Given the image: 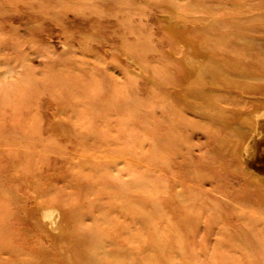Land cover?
Segmentation results:
<instances>
[{"label":"rangeland","instance_id":"obj_1","mask_svg":"<svg viewBox=\"0 0 264 264\" xmlns=\"http://www.w3.org/2000/svg\"><path fill=\"white\" fill-rule=\"evenodd\" d=\"M211 2L264 23V0ZM206 4L0 0V264H264L252 135L233 150L253 116L217 113L245 96L185 75Z\"/></svg>","mask_w":264,"mask_h":264},{"label":"bare ground","instance_id":"obj_2","mask_svg":"<svg viewBox=\"0 0 264 264\" xmlns=\"http://www.w3.org/2000/svg\"><path fill=\"white\" fill-rule=\"evenodd\" d=\"M207 1L200 37L202 45L188 51V63L185 68L188 86L202 85L204 95L208 94L207 99H214V94L208 88L214 93L220 91L223 94L228 93L225 95L236 93L245 96L242 102L235 101L232 105L222 106L217 113L225 121L235 118L243 120V115L247 114L253 116L246 122L247 125L240 126L243 131L237 135L238 139L233 141V150L240 148L245 133L252 135L247 142V149L252 148V157L247 160L246 165L253 171L255 180L264 184V39L249 32L259 30L258 28L264 30V23L247 20V23H244L238 19L231 27L213 14L216 8L212 7L211 0ZM244 27L247 33L243 31ZM256 43L259 45L257 51L254 50ZM249 44L254 45L248 48ZM196 70L198 74L193 76ZM193 79L199 83H194ZM226 138H223L221 144L227 143ZM107 210L109 209L101 211L99 221L110 227L111 218ZM42 215L55 225L54 209L47 208ZM120 228L121 226L117 227L118 230ZM105 258L111 262L109 264H119L121 261L119 257Z\"/></svg>","mask_w":264,"mask_h":264}]
</instances>
